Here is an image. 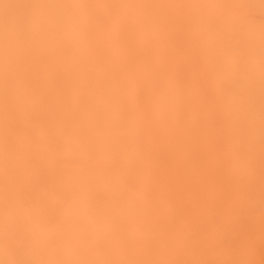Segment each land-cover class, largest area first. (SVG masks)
I'll return each mask as SVG.
<instances>
[{
	"label": "bare ground",
	"instance_id": "obj_1",
	"mask_svg": "<svg viewBox=\"0 0 264 264\" xmlns=\"http://www.w3.org/2000/svg\"><path fill=\"white\" fill-rule=\"evenodd\" d=\"M0 264H264V0H0Z\"/></svg>",
	"mask_w": 264,
	"mask_h": 264
}]
</instances>
